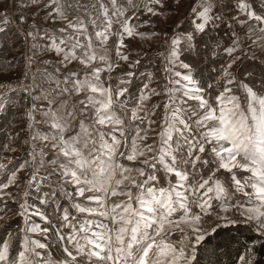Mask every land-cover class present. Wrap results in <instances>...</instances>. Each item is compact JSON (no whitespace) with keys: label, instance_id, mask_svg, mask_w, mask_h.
I'll return each mask as SVG.
<instances>
[{"label":"snow or ice","instance_id":"1","mask_svg":"<svg viewBox=\"0 0 264 264\" xmlns=\"http://www.w3.org/2000/svg\"><path fill=\"white\" fill-rule=\"evenodd\" d=\"M0 264H264V0H0Z\"/></svg>","mask_w":264,"mask_h":264},{"label":"trees","instance_id":"2","mask_svg":"<svg viewBox=\"0 0 264 264\" xmlns=\"http://www.w3.org/2000/svg\"><path fill=\"white\" fill-rule=\"evenodd\" d=\"M225 260L227 261V258H225Z\"/></svg>","mask_w":264,"mask_h":264}]
</instances>
